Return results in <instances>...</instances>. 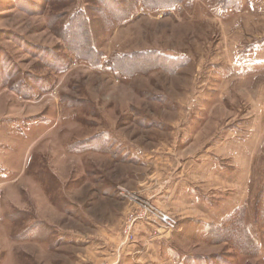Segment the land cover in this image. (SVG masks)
<instances>
[{
    "label": "rangeland",
    "instance_id": "rangeland-1",
    "mask_svg": "<svg viewBox=\"0 0 264 264\" xmlns=\"http://www.w3.org/2000/svg\"><path fill=\"white\" fill-rule=\"evenodd\" d=\"M263 59L264 0H0V264H264Z\"/></svg>",
    "mask_w": 264,
    "mask_h": 264
},
{
    "label": "built area",
    "instance_id": "built-area-1",
    "mask_svg": "<svg viewBox=\"0 0 264 264\" xmlns=\"http://www.w3.org/2000/svg\"><path fill=\"white\" fill-rule=\"evenodd\" d=\"M121 195L132 202L136 208L127 219L126 239L133 244L136 242L135 228L137 225H149L154 229L156 236L171 234L175 227L173 216L157 207L151 199H144L136 193L121 189ZM133 229V230H132Z\"/></svg>",
    "mask_w": 264,
    "mask_h": 264
},
{
    "label": "crops",
    "instance_id": "crops-1",
    "mask_svg": "<svg viewBox=\"0 0 264 264\" xmlns=\"http://www.w3.org/2000/svg\"><path fill=\"white\" fill-rule=\"evenodd\" d=\"M264 60V59H263ZM260 66H264V61L261 63V64H259ZM191 186H189V188H190ZM185 188H183V190L182 191H180L179 193H180V195H185L187 192V188L184 190ZM186 196V195H185ZM186 197H189V196H186Z\"/></svg>",
    "mask_w": 264,
    "mask_h": 264
},
{
    "label": "trees",
    "instance_id": "trees-1",
    "mask_svg": "<svg viewBox=\"0 0 264 264\" xmlns=\"http://www.w3.org/2000/svg\"><path fill=\"white\" fill-rule=\"evenodd\" d=\"M127 18H128V17H127ZM127 18H126V19H127Z\"/></svg>",
    "mask_w": 264,
    "mask_h": 264
}]
</instances>
